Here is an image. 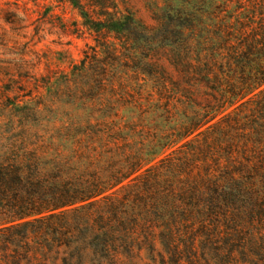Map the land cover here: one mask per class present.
<instances>
[{
	"label": "trees",
	"instance_id": "trees-1",
	"mask_svg": "<svg viewBox=\"0 0 264 264\" xmlns=\"http://www.w3.org/2000/svg\"><path fill=\"white\" fill-rule=\"evenodd\" d=\"M59 1L79 64L0 56V264H264V0Z\"/></svg>",
	"mask_w": 264,
	"mask_h": 264
},
{
	"label": "rangeland",
	"instance_id": "rangeland-1",
	"mask_svg": "<svg viewBox=\"0 0 264 264\" xmlns=\"http://www.w3.org/2000/svg\"><path fill=\"white\" fill-rule=\"evenodd\" d=\"M154 0H119L122 7H131L147 23L154 22ZM6 3H16L29 16L27 28L18 29L21 44H7L0 49V56L27 60H40L45 67L49 61L52 68L66 67L70 70L79 64L83 56L85 41L63 32V22L73 25L81 21L78 12L59 0H0V26L10 29L4 22L2 10ZM32 22V23H31ZM13 34H15L13 32ZM66 45L65 43L71 42Z\"/></svg>",
	"mask_w": 264,
	"mask_h": 264
}]
</instances>
